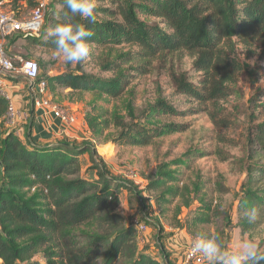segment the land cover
Instances as JSON below:
<instances>
[{"label":"trees","instance_id":"obj_1","mask_svg":"<svg viewBox=\"0 0 264 264\" xmlns=\"http://www.w3.org/2000/svg\"><path fill=\"white\" fill-rule=\"evenodd\" d=\"M37 2L0 0L2 8L10 7L21 19L14 11L22 10L23 5L33 10ZM50 5L41 37L44 29L50 31L62 23L67 11L63 0H51ZM94 14V24L83 17L72 21L93 32L89 46L133 48L118 56L108 69L121 71L123 66L136 63L133 71L146 75L157 61L167 62L184 54L194 58V70L201 74L198 85L189 82L183 73L174 76L175 87L202 104L205 111L214 109L209 114L213 122L222 110L220 104L234 95L244 70L238 59V45L257 43L264 49V0H109L107 5L95 7ZM41 37L25 36L39 47L56 51L50 35ZM122 72L109 82L83 73H68L48 84L49 89L51 85L119 98L128 86ZM160 103L157 113L175 112ZM7 111L8 101L0 94V264H174L161 244V228L156 245L162 262L139 248L134 225L119 212V192L128 190L145 214L146 200L137 187L113 177L101 161L103 158L88 144L75 146L62 141L39 146L27 136H18L19 129L6 131ZM90 126L96 131L91 120ZM175 129L178 126L170 124L153 132L129 130L126 135L130 145L146 147L154 138ZM247 143L250 150L255 145L258 150L254 152L264 153V123L250 134ZM84 154L89 155L96 179L87 180L82 175L80 157ZM248 176L239 208L243 232L259 227L264 218V165L249 166ZM163 177L174 179L171 173ZM164 186L163 179L157 180L151 182L148 191L157 192ZM31 189L36 193L28 195L26 190ZM168 193L176 196L177 190L166 188L161 197ZM253 207L258 216L249 223L244 213ZM200 208L211 211L205 204ZM208 221L209 218H200L202 223Z\"/></svg>","mask_w":264,"mask_h":264},{"label":"rangeland","instance_id":"obj_2","mask_svg":"<svg viewBox=\"0 0 264 264\" xmlns=\"http://www.w3.org/2000/svg\"><path fill=\"white\" fill-rule=\"evenodd\" d=\"M94 3L95 7L104 6L109 0L106 3L94 0ZM23 6L22 10L14 11L22 19L32 12ZM3 9L13 12L10 7ZM49 33L44 29L41 39ZM0 47L12 58L20 56L37 61L48 82L68 73H83L109 82L119 78L123 71L128 86L119 98L50 85L53 103L79 118L75 128L66 133L58 131L57 139L51 144L66 141L75 146H92L97 155L98 150L104 154L101 161L113 177L127 181L143 193L145 214L140 212L138 200L131 192H119V212L128 223L136 219L148 222L149 231L139 241L150 239L152 245L140 246L141 250L145 249L148 255L162 262L156 245L158 228H161V244L174 264H185V249L197 233L219 234L222 248L228 250L235 249L246 239H253L264 248V218L259 227L248 232H243L239 225V208L245 198L243 186L249 180V166L264 165V153L254 152L258 150L255 145L250 150L247 143L250 134H255L264 123V49L259 44L238 45V59L244 70L234 87V95L220 104L222 110L216 122L209 115L214 109L205 111L202 104L179 93L175 87V75L184 73L195 85L201 79V74L194 70V58L188 54L170 58L167 62L157 61L151 73L140 75L132 69L136 63L123 66L121 71L107 67L114 64L121 54L133 50L128 46H89V56L79 63H67L57 51L39 47L22 34L5 40L0 36ZM15 67L16 71L6 74V83L22 84L27 93L25 99L33 105L35 84L23 77L18 63ZM159 103L175 112L157 113ZM26 112L28 119L25 123L28 125L33 113L39 112L34 106L33 112L30 106ZM90 120L96 124V131L91 128ZM170 124L178 126V129L154 138L149 146L130 145L131 139H127L129 130L133 133L141 129L153 132ZM26 134L24 131L23 135ZM80 159L83 177L96 179L89 155L84 154ZM166 173H171L174 179H164L163 174ZM161 179L165 182L163 188L157 192L148 191L151 182ZM166 188H176L177 195L168 193L162 198L161 193ZM26 192L33 195L36 190ZM185 202L189 206L186 207ZM202 204L211 207V211L201 209ZM200 218H209V221L202 223ZM170 248L174 256L168 251ZM205 264H210V261L206 259Z\"/></svg>","mask_w":264,"mask_h":264},{"label":"built area","instance_id":"obj_3","mask_svg":"<svg viewBox=\"0 0 264 264\" xmlns=\"http://www.w3.org/2000/svg\"><path fill=\"white\" fill-rule=\"evenodd\" d=\"M51 0H38L37 6L32 10L29 17L21 19L14 13L7 12L0 4V36L3 40L15 34H22L26 37L40 38L42 29L45 25L48 8ZM18 63L19 71L23 77L30 83L35 84L33 106L45 117H51L58 123V131L66 133L75 128L79 124V118L70 111L64 110L53 103L49 94V84L46 77L43 76L40 64L32 59H24L20 56L10 57L0 47V94L8 101V111L6 120L10 124H14L17 120L28 119V115H23L17 110L11 95L8 93V85L5 80L7 73L16 71L15 64ZM18 136H22L20 130ZM103 150V149H102ZM106 153V152H105ZM100 158H104V154L99 152ZM137 235L144 236L148 231V224L144 221L136 219L132 222ZM192 242L190 240L185 249L184 259L185 264H205L206 258L199 253H194L192 250Z\"/></svg>","mask_w":264,"mask_h":264},{"label":"clouds","instance_id":"obj_4","mask_svg":"<svg viewBox=\"0 0 264 264\" xmlns=\"http://www.w3.org/2000/svg\"><path fill=\"white\" fill-rule=\"evenodd\" d=\"M67 11L63 13V22L50 30V37L56 51L67 63H79L89 56V38L93 32L85 25L73 23V18L83 17L89 24H94V0H63ZM258 211L255 207L244 213L245 219L255 222ZM194 253L201 254L210 264H259L264 261V248L253 239L243 240L235 249L222 248L221 237L197 233L192 242Z\"/></svg>","mask_w":264,"mask_h":264},{"label":"crops","instance_id":"obj_5","mask_svg":"<svg viewBox=\"0 0 264 264\" xmlns=\"http://www.w3.org/2000/svg\"><path fill=\"white\" fill-rule=\"evenodd\" d=\"M8 93L11 95V98L17 108L23 115H28L26 112V108L30 106V110L33 112V105L30 101L26 100L25 97L27 96L26 91L22 84H9L8 85ZM33 118L35 119L33 121ZM33 118L29 121V124L26 125L25 121L27 119L17 120L14 124H10L7 120H5L4 128L6 131L8 130H20L22 137L24 138V131H27V140L38 144L39 146H44L50 143L54 139H57L58 136V123L55 122L54 119L51 117H45L40 113L34 114ZM24 125L27 128H24ZM57 129V131H56ZM53 143V142H52ZM56 143V142H54ZM121 197V195H120ZM123 214V213H122ZM143 243V245H142ZM178 243V241H177ZM142 248H145L151 244L150 239H145L143 242L139 243ZM174 256L172 249L168 250Z\"/></svg>","mask_w":264,"mask_h":264}]
</instances>
